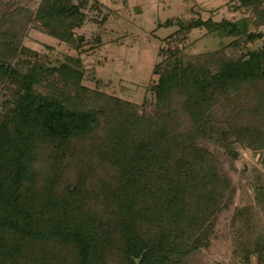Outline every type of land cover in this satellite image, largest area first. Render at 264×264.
<instances>
[{"label": "trees", "instance_id": "1", "mask_svg": "<svg viewBox=\"0 0 264 264\" xmlns=\"http://www.w3.org/2000/svg\"><path fill=\"white\" fill-rule=\"evenodd\" d=\"M102 1L0 0V264H224L223 238L230 264H264V184L253 203L233 177L237 146L264 156V0L166 20L142 104L25 44L35 28L83 54ZM194 29L235 39L191 54Z\"/></svg>", "mask_w": 264, "mask_h": 264}, {"label": "rangeland", "instance_id": "2", "mask_svg": "<svg viewBox=\"0 0 264 264\" xmlns=\"http://www.w3.org/2000/svg\"><path fill=\"white\" fill-rule=\"evenodd\" d=\"M102 4L89 10L90 21L79 30L89 39L96 36L100 39L83 54L35 28L30 29L25 44L45 54L53 63L64 61L66 55H80L86 67L87 84L139 104L152 98L150 85L157 81L153 68L161 61L160 48L169 46L166 37L178 29L176 25L161 26L166 20L174 17L240 20L245 16L244 10L230 9L229 0H103ZM259 30L264 33V25ZM234 39L206 29H194L180 45L188 53H202L217 50ZM260 44L258 41L249 45ZM237 149L241 158L237 162L239 172L233 177L238 187L244 188L247 200L254 203L255 188L264 184V156L258 158L240 146ZM255 208V221L264 227V211L258 204ZM219 243L223 246L215 251L213 259L230 264L229 242L223 238Z\"/></svg>", "mask_w": 264, "mask_h": 264}]
</instances>
